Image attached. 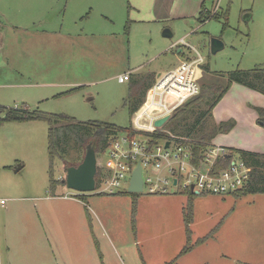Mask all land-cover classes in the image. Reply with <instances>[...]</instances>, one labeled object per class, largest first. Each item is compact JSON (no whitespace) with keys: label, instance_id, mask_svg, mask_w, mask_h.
<instances>
[{"label":"rangeland","instance_id":"374dc122","mask_svg":"<svg viewBox=\"0 0 264 264\" xmlns=\"http://www.w3.org/2000/svg\"><path fill=\"white\" fill-rule=\"evenodd\" d=\"M201 11H208L203 19ZM165 29L170 37L162 35ZM212 38L224 44L216 53ZM198 56L206 68L200 77L205 94L211 85L226 87L234 71L264 67V0H0V198L6 200L0 205V264H164L178 255L186 239L188 192L144 190L133 214L129 178L119 193L103 191L101 183L92 192H76L63 187L65 164L83 159V140L92 133L83 122L132 125L124 104L130 83H120L119 75L149 74L154 83L158 73ZM2 107L70 116L55 125L57 154L49 155L46 122L6 120ZM258 109L264 110L263 94L230 84L206 126L230 118L234 126L212 142L239 149ZM96 157L95 179L103 181L110 175L106 152L96 151ZM50 171L58 182L54 197ZM154 174L152 162L143 166L144 178ZM162 174L170 177L166 168ZM219 196H192V242L213 230L221 244L233 231L227 220L233 209L247 208L254 224L250 215H257L248 207L251 199L259 205L257 193ZM203 248L194 247L177 264L209 259L210 251L200 254Z\"/></svg>","mask_w":264,"mask_h":264},{"label":"built area","instance_id":"2783aa9c","mask_svg":"<svg viewBox=\"0 0 264 264\" xmlns=\"http://www.w3.org/2000/svg\"><path fill=\"white\" fill-rule=\"evenodd\" d=\"M200 56L182 60L175 68L157 75L156 81L145 94L141 105L132 113L131 128L136 132H153L160 127L155 126V120L169 115L189 98L199 94L201 90ZM129 79V74L118 76L119 82ZM106 148L104 165L110 170V175L100 183L105 185L103 191L115 193L123 181L130 178L135 165L139 162L142 169L143 191L148 193L166 194L168 186L177 190H190L195 194L226 195L242 188L249 179L251 167L243 160L231 158L227 167L214 173L213 169L220 156H228L229 151L223 145L211 142L201 153L200 161L205 168H199L193 162V153L189 145L175 140L150 142L146 136L129 137L126 132L111 137ZM170 141L168 147L165 142ZM174 148L171 150V146ZM163 147V148H162ZM154 149H156L154 151ZM153 164L156 174L143 176V166ZM164 168L170 177L162 174ZM5 199L0 198V205Z\"/></svg>","mask_w":264,"mask_h":264},{"label":"trees","instance_id":"16d2710c","mask_svg":"<svg viewBox=\"0 0 264 264\" xmlns=\"http://www.w3.org/2000/svg\"><path fill=\"white\" fill-rule=\"evenodd\" d=\"M204 11H201L200 19L205 16ZM203 71L206 70L202 65ZM153 79L149 74L143 76L133 77L130 81V91L128 97L124 100V104L129 107V112L132 114L143 102L146 91L153 84ZM228 85L224 88H213L211 85V92L205 94L203 87L199 94L189 98L179 107H177L169 120L162 126L153 132H136L131 126L120 127L113 123L104 121H86L82 124L87 127L86 132H92L90 137L84 141L85 146L93 144L95 151L103 152L108 147V141L112 136L119 133L126 132L129 137L133 138L135 135L146 136L150 142H161L163 140H175L181 144H187L191 148L193 153V162L198 165L199 168H205V165L201 163V153L212 142L214 137L218 133L228 132L233 126L234 122L230 120L214 123L206 126V118L209 116L213 107L218 103L223 94L232 83H238L246 86L254 91L264 94V67H257L248 71L237 70L228 74ZM215 85V84H214ZM202 86V85H201ZM216 87V85H215ZM207 91V90H206ZM5 112L6 120H39L48 124V151L51 158L57 154L55 147L56 128L55 125L64 121H71V117L65 114L59 113H47L38 110L28 111L25 109L17 108H1ZM259 116L257 118L258 124L264 127V110L258 109ZM84 146V147H85ZM86 148V147H85ZM84 148V149H85ZM228 156H220L214 166L213 172L216 173L219 170L227 167L229 161L234 154H240L242 159L251 167L250 176L248 182L239 190L234 191L233 194L237 196L245 195L248 193H264V154H258L255 152L229 148ZM70 166L65 164V167ZM51 172V171H50ZM101 181L96 179V184ZM58 184L57 180L50 177V190H53L55 185ZM188 192V201L186 209L184 210V224L186 232V243L179 251L178 255L171 261L164 264H176L178 257L190 251L194 245L201 244L209 237L213 236V230L211 233L198 238L194 243L191 241L190 223L193 218V204L192 196L195 194L190 190ZM119 193V192H117ZM133 195L132 199V213H135L136 199L139 193H130ZM204 195V194H201Z\"/></svg>","mask_w":264,"mask_h":264},{"label":"crops","instance_id":"0c3cea01","mask_svg":"<svg viewBox=\"0 0 264 264\" xmlns=\"http://www.w3.org/2000/svg\"><path fill=\"white\" fill-rule=\"evenodd\" d=\"M206 13H208V11L203 12L204 15ZM163 32H170V30L165 29ZM162 35H163V33H162ZM170 36H164V37H170ZM184 59H189V58L185 57ZM201 70H203L202 65H201ZM126 73L129 74L128 81L130 83L131 79L133 77H136V75H133L132 72H125L123 74H126ZM158 74H160V73H158ZM120 83H122V82H120ZM261 95H262V93H261ZM144 99H145V97H144ZM256 118H257V115L251 114L250 122L248 123L249 128H248V130L242 131V133H241L242 134L241 144H239L237 146L239 147L240 150L255 152L258 154H264V127L261 126L260 124H258ZM223 146L229 147V145H223ZM17 165H21V167L19 169L22 168V164L19 163V164H16V166ZM63 187H65V185H63ZM230 194L234 195L233 193H230ZM248 194H253V193H248ZM78 195L79 194L76 193V196H78ZM199 195H201V194H199ZM226 195H228V194H226ZM226 195H221V196L218 195V196L224 198L223 196H226ZM257 195H259V197H260L259 205H257L255 199H251V201L254 204L248 207L249 210L251 211V214L255 213L257 215V217H255L254 214H253V216L250 215L251 217H253L252 220L254 221V224L248 222V219L246 217V213H249V212L245 211L247 208L243 207V208H239L238 210L233 209L231 211L232 213L227 218V220L229 222L232 221L231 226H232L233 231L231 230V231L225 233L226 235H224V238L222 239L221 244L219 242H217V240H216L218 237L217 233L213 234V237L211 236L207 240H205L203 243H201L204 245V248H203V251L200 252V254L201 255L205 254L206 251L208 250V251H210L211 256L209 257V259L208 258H202V259L196 258L194 264H264V231H261V230H264V205H262V204H264V193H257ZM51 196H53V197L57 196V195H55L54 190H53ZM234 196L237 197V195H234ZM241 196H243V195H241ZM64 197H67V196L65 195ZM64 197H63V199H66ZM57 198H61V197H57ZM227 220L226 219L224 220V223L222 224V226H224V224L227 223ZM247 222H248L247 225H244V224L241 225V223H247ZM90 225H91V223H90ZM247 227L249 229H252V232L248 233V231L245 230V229H247ZM257 228H259V231L256 230ZM247 236H250V239H248ZM194 239L197 240L198 238H194ZM211 240L212 241L215 240L216 243L210 244ZM185 243H186V239H185ZM110 244H111L112 248H114V245L112 244V242H110ZM199 245L200 244L194 245V247H197ZM208 246H210V247H208ZM182 247H181V249H182ZM177 263H179V262L176 261V264Z\"/></svg>","mask_w":264,"mask_h":264},{"label":"water","instance_id":"95a60500","mask_svg":"<svg viewBox=\"0 0 264 264\" xmlns=\"http://www.w3.org/2000/svg\"><path fill=\"white\" fill-rule=\"evenodd\" d=\"M164 36H170V32H163ZM224 46L220 39L212 38L210 41V50L216 53ZM170 118L169 115L155 120L154 124L160 127ZM170 141L165 142V147H168ZM21 165H17L14 170L17 171ZM66 174L64 178L65 187L76 192H92L96 187V173H97V157L93 144H88L85 148V153L82 161L76 166H67L65 168ZM127 191L129 193L143 192V178L141 165L138 162L132 169L128 181Z\"/></svg>","mask_w":264,"mask_h":264}]
</instances>
